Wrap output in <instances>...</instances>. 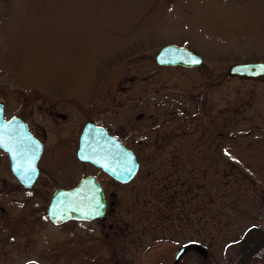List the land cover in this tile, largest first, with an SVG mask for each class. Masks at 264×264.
<instances>
[{"label":"rangeland","instance_id":"rangeland-1","mask_svg":"<svg viewBox=\"0 0 264 264\" xmlns=\"http://www.w3.org/2000/svg\"><path fill=\"white\" fill-rule=\"evenodd\" d=\"M168 43L205 60L157 65ZM260 59L264 0H0L1 100L51 147L31 188L0 150V264H159L198 230L220 257L264 228V80L227 74ZM51 108L66 113L56 126ZM88 119L136 151L131 182L75 160ZM85 174L102 181L106 216L52 223L55 187Z\"/></svg>","mask_w":264,"mask_h":264},{"label":"water","instance_id":"water-1","mask_svg":"<svg viewBox=\"0 0 264 264\" xmlns=\"http://www.w3.org/2000/svg\"><path fill=\"white\" fill-rule=\"evenodd\" d=\"M192 59H198L199 63L193 64L190 61ZM156 60L161 65H184V66H195L204 61L203 56L192 52L191 49L178 44H168L164 46L157 54ZM229 75L240 76L245 78H261L264 79V61H249V62H238L234 63L227 69ZM3 108L0 106V121L2 120ZM6 123V122H4ZM7 123H12L8 121ZM94 126L93 123L88 124V128ZM1 126V123H0ZM86 131H89V129ZM102 127H96V129H101ZM102 130V129H101ZM104 132V130H102ZM0 129V146L7 149L12 158V165L15 173L21 180L25 182L27 186H31L37 176L38 169H35V161L39 157L40 152L33 157L32 154H26L25 152L17 149L16 138L10 137L6 140V136ZM89 133V132H88ZM98 136V131L93 132V136ZM88 139L84 141L83 146L79 149V154L82 159L89 160L96 163L97 165L103 166L110 173L115 175L122 181H128L133 177L137 170L139 169V162L135 155L127 150L123 145L119 148L111 151V155L107 152L108 146L105 148L102 143L98 151L92 152L93 140H89V134L84 135ZM85 139V138H84ZM94 139V138H93ZM118 145V142H116ZM125 154H130L131 161L127 162V158L124 157ZM21 173H28L31 175L32 179L26 181L22 178ZM107 201L105 198V193L98 182L93 176H88L80 182V184L72 189H56L51 197L48 204L47 214L48 217L55 223H61L63 221L69 220L71 218H81V219H92V218H102L106 213ZM99 213L98 215L96 213ZM260 228V227H252ZM251 254L249 251L238 264H244L247 257Z\"/></svg>","mask_w":264,"mask_h":264},{"label":"flooded vegetation","instance_id":"flooded-vegetation-1","mask_svg":"<svg viewBox=\"0 0 264 264\" xmlns=\"http://www.w3.org/2000/svg\"><path fill=\"white\" fill-rule=\"evenodd\" d=\"M0 100H1V97H0ZM1 102L3 103V109H4L3 113H4V117L6 119H10L14 116L18 117L17 118L18 122H15L13 129L14 130H20V137H19L20 143L27 146L29 149L41 148V151H40L41 156H40L39 160L37 161V166L40 170L39 176H38V179H39L40 175L43 172V168H42V165L40 164V162L48 154V149H51L50 144L47 142L46 138L40 134V132L34 126V123H32V121L29 118L25 117L23 115V113L12 112V111L9 112L8 111L9 107H8L7 103H5L6 101L2 99ZM49 111H50L49 114L51 116L50 121L55 126L57 124H59V121H58L59 118L63 117V119L64 118L66 119V113H64V112L63 113L57 112V110L53 109V108H51ZM89 120L94 121L93 119H88L87 121H89ZM46 121L49 122L48 119ZM101 124H103V123H101ZM105 126L106 125H104V127ZM107 129L113 136H116V138H118L126 146H128L122 140V138H120V136L118 134L112 132V130L109 127H107ZM82 130H83V127H82ZM82 130H81V132H82ZM81 132H80V134H81ZM80 134H79V138L77 139L78 145L75 149V160L77 162L79 161L80 163L84 162V163L88 164L89 162L81 160L77 155V149H78L79 144H80V140H79ZM61 145L63 147H65L69 144H66V145L61 144ZM128 147L131 148L130 146H128ZM131 149L134 152H136L133 148H131ZM0 150L6 154L8 160H9V166H8L9 170L8 171L11 172L10 174L14 175V178L17 180V182H19L21 185L24 186L23 182L14 174V172L12 170L11 161H10V157H9L8 152L1 147H0ZM55 151H58V150H55ZM52 156H54V154H52ZM61 159H62V157H61ZM89 164H91V163H89ZM53 166L54 165H52V167ZM96 168H99V167H96ZM101 170H103V169H101ZM104 172H106V171H104ZM86 175H89V174H85V175L80 176V178L79 179L77 178V181H74V183L72 182V183L67 184L65 182H61V183H59V185H57V187L72 188V187L76 186L79 183V181L82 179V177H84ZM112 178L115 179L114 177H112ZM7 180H8V178L6 176L3 178L0 177V182L2 181L3 183L6 184ZM37 180H36V182H37ZM98 180L103 185L102 181L99 178H98ZM115 180L121 183V181H119L117 179H115ZM57 187H55V188H57ZM103 187H104V185H103ZM105 191H106V189H105ZM105 193H106L107 200L109 202L107 192H105ZM96 220H98V219H96ZM99 220H101V219H99ZM79 221H89L90 222V221H94V220H79ZM198 232L199 233H198V235H196L195 239L188 240L187 242L185 241V242H182L180 244L178 249L175 251L174 256H172V260L170 257H167L166 255L163 254L161 257V262L159 264H238L239 258L240 257L243 258V256H245L249 251L251 252V254L247 257L244 264H264V228H246L244 230V232L242 233V235L240 236V238L228 239L224 244L225 249L223 247V249H224V251L222 253V255L224 256L223 260L221 258L222 255L219 257L221 252L215 251L213 249V247L211 246L214 243H211V241L205 240V239H212V237L214 235H209V237L211 236V238H209V237L207 238V237H204L203 235H201V230H198ZM148 249L150 250L151 247L148 246ZM233 253L237 254V256H238L234 262L232 261V258H231ZM116 254H119V252H116ZM185 254L190 255V257L187 260H183V262H182L181 261L182 257ZM124 264H133V263L125 262ZM140 264H142V263H140Z\"/></svg>","mask_w":264,"mask_h":264},{"label":"snow or ice","instance_id":"snow-or-ice-1","mask_svg":"<svg viewBox=\"0 0 264 264\" xmlns=\"http://www.w3.org/2000/svg\"><path fill=\"white\" fill-rule=\"evenodd\" d=\"M190 62L193 64H196V63H199V60L192 59ZM21 175H22V178H24L26 181H30L32 179L31 175L28 173H21ZM96 214L98 215L99 213L97 212Z\"/></svg>","mask_w":264,"mask_h":264}]
</instances>
